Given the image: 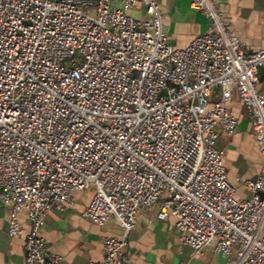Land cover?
Listing matches in <instances>:
<instances>
[{
	"label": "built area",
	"instance_id": "2783aa9c",
	"mask_svg": "<svg viewBox=\"0 0 264 264\" xmlns=\"http://www.w3.org/2000/svg\"><path fill=\"white\" fill-rule=\"evenodd\" d=\"M190 1L208 28L179 49L154 0H0V204L11 237L28 219L24 264H62L45 219L91 188L83 216L121 234L90 264H133L131 231L157 207L197 255L264 264V161L238 200L218 149L238 101L264 159V48L246 49L221 0Z\"/></svg>",
	"mask_w": 264,
	"mask_h": 264
},
{
	"label": "crops",
	"instance_id": "0c3cea01",
	"mask_svg": "<svg viewBox=\"0 0 264 264\" xmlns=\"http://www.w3.org/2000/svg\"><path fill=\"white\" fill-rule=\"evenodd\" d=\"M163 13V23L170 43L179 49L186 48L194 38L204 34L208 19L191 7L190 0H154ZM220 8L231 21L233 31L248 51L264 48V0H221ZM141 16V5L129 13ZM264 91V85L261 84ZM238 120L237 131L232 137H222L218 149L226 157V169L238 200L250 198L244 187L246 181L257 179L263 157L251 135V123L245 107L234 101L230 105ZM95 190L75 192V205L64 213L51 212L42 227V236L50 252L63 258L62 264H90L103 258V239L121 234L111 222L99 227L83 216L90 206ZM159 208L143 211L128 239L127 252L133 264H226V259L212 249L197 255L180 243L179 232L173 217L166 221L157 218ZM9 212L0 204V264H24L26 257L25 236L29 222L20 216L24 235L11 237L8 233ZM264 236V228L262 231Z\"/></svg>",
	"mask_w": 264,
	"mask_h": 264
}]
</instances>
